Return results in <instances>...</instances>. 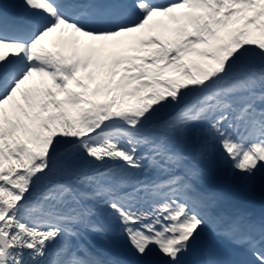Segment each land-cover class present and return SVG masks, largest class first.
<instances>
[{"label":"snow or ice","instance_id":"snow-or-ice-1","mask_svg":"<svg viewBox=\"0 0 264 264\" xmlns=\"http://www.w3.org/2000/svg\"><path fill=\"white\" fill-rule=\"evenodd\" d=\"M23 7L0 14V264H188L205 236L196 264H264V219L200 188L264 174V0Z\"/></svg>","mask_w":264,"mask_h":264},{"label":"bare ground","instance_id":"bare-ground-1","mask_svg":"<svg viewBox=\"0 0 264 264\" xmlns=\"http://www.w3.org/2000/svg\"><path fill=\"white\" fill-rule=\"evenodd\" d=\"M219 177V176H218ZM219 179H221V178H219ZM244 187V186H243ZM262 191H263V193H264V187L262 188ZM242 194L244 195V197L246 198V199H250L251 198V196H252V194L249 192V191H247V190H243L242 191ZM256 195V197H259L260 196V193H257V194H255ZM201 244V242H199L198 244H197V246H196V248L194 249V251L193 252H191L187 257H192L194 254H196L198 251H199V245ZM118 250L116 249V251H112V254H111V251H109L110 252V255L112 256L113 254H114V257L115 258H119L120 257V254L117 252Z\"/></svg>","mask_w":264,"mask_h":264},{"label":"rangeland","instance_id":"rangeland-1","mask_svg":"<svg viewBox=\"0 0 264 264\" xmlns=\"http://www.w3.org/2000/svg\"><path fill=\"white\" fill-rule=\"evenodd\" d=\"M95 241L97 242V241H99V239H96Z\"/></svg>","mask_w":264,"mask_h":264}]
</instances>
